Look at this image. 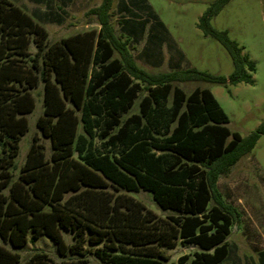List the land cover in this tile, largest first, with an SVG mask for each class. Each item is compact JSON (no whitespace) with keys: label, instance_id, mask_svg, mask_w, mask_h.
Wrapping results in <instances>:
<instances>
[{"label":"trees","instance_id":"obj_1","mask_svg":"<svg viewBox=\"0 0 264 264\" xmlns=\"http://www.w3.org/2000/svg\"><path fill=\"white\" fill-rule=\"evenodd\" d=\"M198 28L228 53V77L194 68L149 72L134 61L111 25L113 0L86 14L98 29L48 42L23 8L0 0V264H20L16 249L41 237L58 261L35 251L23 264H217L238 214L216 188L264 135V121L241 137L208 89L177 82L251 83L254 63L209 21ZM53 14H51L52 16ZM34 47V51L31 47ZM40 90L42 113L17 165L27 116ZM138 112L128 114L140 93ZM96 141L99 144H96ZM151 195L160 216L131 193ZM197 247L169 262L164 249ZM190 256L192 258H190Z\"/></svg>","mask_w":264,"mask_h":264},{"label":"rangeland","instance_id":"obj_2","mask_svg":"<svg viewBox=\"0 0 264 264\" xmlns=\"http://www.w3.org/2000/svg\"><path fill=\"white\" fill-rule=\"evenodd\" d=\"M10 1L45 27L50 42L98 28L94 17L86 12L98 6L101 0ZM215 1L113 0L111 25L117 37L126 42L135 63L145 71L155 73L194 68L228 77L233 70L228 53L197 26L199 18ZM209 23L218 31H226L229 39L242 48V54L254 63L252 82L226 87L206 82H177L175 85L187 94L195 88L208 89L227 115L228 129L244 137L264 121V0H229L210 18ZM31 50L34 51L33 46ZM37 92L35 109L27 116L28 132L20 141L18 166L22 165L34 135L44 145L46 154L50 153L49 141L40 137L35 127L36 119L42 112L41 93L40 90ZM141 95L143 92L135 99L130 112L122 118L138 112ZM96 144L99 142L96 141ZM216 188L223 202L238 214L227 237L228 243L238 245L241 251L247 253L245 250L252 247L250 242L257 245L264 242V135L258 138L249 153L231 166L226 175L219 176ZM131 195L157 215L172 214L163 212L147 192L138 191ZM196 250L193 245L178 244L173 249H164V253L170 261H175L180 255H191ZM16 251L21 257L20 264L35 251H44L52 260L58 261L54 246L45 237L29 242ZM98 263L90 257L84 264Z\"/></svg>","mask_w":264,"mask_h":264},{"label":"crops","instance_id":"obj_3","mask_svg":"<svg viewBox=\"0 0 264 264\" xmlns=\"http://www.w3.org/2000/svg\"><path fill=\"white\" fill-rule=\"evenodd\" d=\"M49 23H53V22L50 21ZM92 29H98V28H92ZM48 38H49V34H48ZM48 42H50L49 39H48ZM261 242L262 243H260L259 245H257V243H255V242H250V243H252V244H250V245H252V247L250 248L251 250H245L247 252V253H245V252H243L244 250L241 251L242 248L240 249L238 247V245L236 246V245H233V244H229L228 241H227V244H228L227 245V253L224 256V258L217 264H264V242L263 241H261ZM247 243H249V242H247ZM247 245H249V244H247ZM168 250H170V249H168ZM180 256H182V255H180ZM190 258H192V257L190 256ZM176 260L175 261H170L169 257H168V261L169 262H176Z\"/></svg>","mask_w":264,"mask_h":264}]
</instances>
